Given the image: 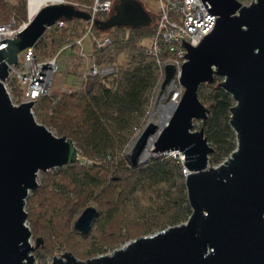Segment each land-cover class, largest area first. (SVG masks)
Wrapping results in <instances>:
<instances>
[{"label": "water", "instance_id": "1", "mask_svg": "<svg viewBox=\"0 0 264 264\" xmlns=\"http://www.w3.org/2000/svg\"><path fill=\"white\" fill-rule=\"evenodd\" d=\"M217 16L211 31L192 47L181 39L187 61L181 65L183 87L177 105H155L158 123L149 120L126 154L132 166L151 155L175 152L185 174L191 208L186 222L141 236L110 254L82 261L66 252L51 264H264V0L248 5L238 0H201ZM90 16L62 2L41 6L12 39L0 41V264H35L25 201L38 189V174L74 164L79 151L65 136L39 124L33 102L13 106L4 88L9 66L34 47L59 20L88 21ZM150 14L138 0H117L113 13L94 21L100 31L149 28ZM174 69H165L161 92ZM219 87L230 95L229 125L236 148L217 166H209L213 148L196 125L207 120L201 85ZM155 114L151 116L154 117ZM98 215L88 206L73 221L87 234Z\"/></svg>", "mask_w": 264, "mask_h": 264}, {"label": "trees", "instance_id": "2", "mask_svg": "<svg viewBox=\"0 0 264 264\" xmlns=\"http://www.w3.org/2000/svg\"><path fill=\"white\" fill-rule=\"evenodd\" d=\"M91 1L77 0L80 5ZM11 19L17 28L27 23L26 0H0V24ZM70 24L44 33L36 44L41 58L66 45L75 47L85 33L84 22H72L82 29L78 34L71 33ZM93 33L111 43L99 49L93 42L90 62L113 71L88 80L80 92L42 97L33 108L39 124L53 129L56 136L70 138L79 151L74 164L41 174L38 189L26 198L27 223L33 240H42L35 250L42 251V257L55 254L57 248L85 261L182 224L191 215L179 159L151 155L144 164L132 166L125 155L133 128L146 122L158 78L153 61L144 54L153 26L105 32L94 28ZM120 55L125 60H119ZM219 83L201 85L198 91L209 109L207 120L198 126L213 148L210 166L221 164L236 148L229 125L234 102ZM88 206L95 207L98 215L84 235L72 224Z\"/></svg>", "mask_w": 264, "mask_h": 264}, {"label": "built area", "instance_id": "3", "mask_svg": "<svg viewBox=\"0 0 264 264\" xmlns=\"http://www.w3.org/2000/svg\"><path fill=\"white\" fill-rule=\"evenodd\" d=\"M114 1L115 0H92L89 5H80L78 2H68L66 0L61 1L62 3L73 5L76 9L84 11L90 16L88 21H83L85 33L75 42V48L79 49V54L86 59L87 57L83 53L82 43L87 36L92 37V41L99 49H103L111 43L110 39L107 37L102 39L96 38L93 29L95 28V20L111 12ZM154 1V23H151V26H153V34L148 40L146 49L144 50V54L153 61L158 76L151 103L153 100H156L153 107H155L158 101H160L163 106L177 105L184 91L178 80L180 68L181 65L187 61L186 56H183L187 54V51L181 46V39L192 47L197 46L201 38L211 31L217 16L209 14L201 0ZM238 1L243 5H248L252 0ZM31 18L28 16L27 23ZM72 22L73 21H70V25H72ZM27 23L22 24L18 28L15 27V21L13 19L6 24H0V41L14 38V35L18 34ZM67 26L68 21L59 20L53 26L47 28V31H53L56 28H65ZM70 49H72V45H66L54 55L47 58H41L36 53V45L21 52L18 55L17 64L9 66L8 78L3 83L12 105L19 106L22 103L34 101L31 113L35 118L33 108L36 102L42 97L50 96L52 84L58 73V56L63 51ZM168 66L173 67L174 75L166 84L162 93H160L165 78V69ZM112 71L113 69L110 67L100 68L94 63H90L86 73L82 76V83L85 84L90 79L108 75ZM9 80L14 81L18 89V94L15 97L10 90ZM149 120L150 119H146L145 124ZM143 126L133 128L126 149L131 148L141 133ZM161 155H165L167 158H179L175 152H168Z\"/></svg>", "mask_w": 264, "mask_h": 264}, {"label": "rangeland", "instance_id": "4", "mask_svg": "<svg viewBox=\"0 0 264 264\" xmlns=\"http://www.w3.org/2000/svg\"><path fill=\"white\" fill-rule=\"evenodd\" d=\"M27 1V0H26ZM65 1V0H63ZM68 2H77V0H66ZM115 0L114 2H116ZM142 4L143 8L151 15L152 22L154 23V15H155V1L154 0H138ZM27 21H28V11H27ZM24 24V23H23ZM71 26V27H70ZM69 26V30L72 34H78V32H81V28L78 24H72ZM85 29V26L82 25ZM17 28V27H16ZM81 29V30H80ZM145 44L148 43V40L144 42ZM92 46L93 41L91 36H87L82 43L83 53L87 57V59L79 54V49L72 47L70 50L63 51L58 56V73L55 76L54 82L52 84L50 96L52 94H59V93H68L70 91H82V88L84 87V84L82 83V76L86 73L90 62L89 56L92 53ZM36 53H38V49L36 48ZM52 56V55H51ZM125 55H120L119 60L123 61L125 60ZM221 81V79H220ZM219 83V81H215V83ZM10 84V90L13 92L14 97L18 94V89L16 87V84L14 81H8ZM155 99V98H154ZM156 102V100H153L151 103V106L148 110V117L147 119H150L154 123H158L160 120V114L157 112V109L153 107V104ZM155 114L154 117L151 118V116ZM196 129L199 128L198 124L195 127ZM54 132V130H51ZM129 148L125 150V155L129 152ZM179 159V158H177ZM210 166V165H209ZM53 170V169H52ZM43 173L38 174L37 181L38 183L42 180ZM29 227V223H26ZM31 244L34 245L35 241L33 238L31 239ZM123 246V245H122ZM121 247V246H120ZM119 248V247H118ZM44 250V249H43ZM55 254L53 255H47L45 257L43 256V252L40 250L34 251L33 256L35 259V264H51L53 257H59L60 255L64 254V252L59 251L57 248L55 250ZM113 250H107L104 254H110ZM84 261V260H83Z\"/></svg>", "mask_w": 264, "mask_h": 264}, {"label": "bare ground", "instance_id": "5", "mask_svg": "<svg viewBox=\"0 0 264 264\" xmlns=\"http://www.w3.org/2000/svg\"><path fill=\"white\" fill-rule=\"evenodd\" d=\"M62 0H27V11L28 16L31 18L35 15L38 9L44 4L48 3H58Z\"/></svg>", "mask_w": 264, "mask_h": 264}, {"label": "flooded vegetation", "instance_id": "6", "mask_svg": "<svg viewBox=\"0 0 264 264\" xmlns=\"http://www.w3.org/2000/svg\"><path fill=\"white\" fill-rule=\"evenodd\" d=\"M117 3V2H116ZM112 12H113V8H112Z\"/></svg>", "mask_w": 264, "mask_h": 264}]
</instances>
